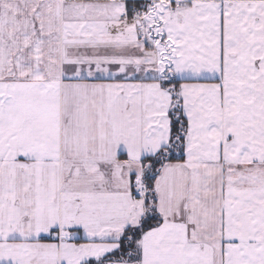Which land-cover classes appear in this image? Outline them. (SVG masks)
<instances>
[{"label": "snow or ice", "instance_id": "obj_1", "mask_svg": "<svg viewBox=\"0 0 264 264\" xmlns=\"http://www.w3.org/2000/svg\"><path fill=\"white\" fill-rule=\"evenodd\" d=\"M0 264H264V0H0Z\"/></svg>", "mask_w": 264, "mask_h": 264}]
</instances>
